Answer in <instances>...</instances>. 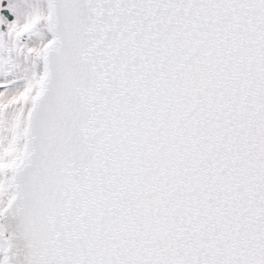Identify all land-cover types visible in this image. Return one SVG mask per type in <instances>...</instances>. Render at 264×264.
Returning a JSON list of instances; mask_svg holds the SVG:
<instances>
[{
	"label": "snow or ice",
	"instance_id": "1",
	"mask_svg": "<svg viewBox=\"0 0 264 264\" xmlns=\"http://www.w3.org/2000/svg\"><path fill=\"white\" fill-rule=\"evenodd\" d=\"M0 264H264V0H0Z\"/></svg>",
	"mask_w": 264,
	"mask_h": 264
}]
</instances>
